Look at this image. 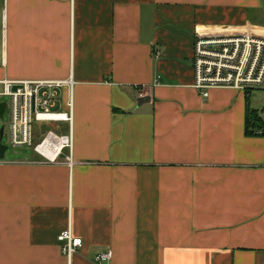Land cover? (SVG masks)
I'll list each match as a JSON object with an SVG mask.
<instances>
[{"label": "crops", "instance_id": "0c3cea01", "mask_svg": "<svg viewBox=\"0 0 264 264\" xmlns=\"http://www.w3.org/2000/svg\"><path fill=\"white\" fill-rule=\"evenodd\" d=\"M244 26L264 0H0V92L71 82L45 123L74 162L0 160V264H264V92L193 88L197 36Z\"/></svg>", "mask_w": 264, "mask_h": 264}, {"label": "built area", "instance_id": "2783aa9c", "mask_svg": "<svg viewBox=\"0 0 264 264\" xmlns=\"http://www.w3.org/2000/svg\"><path fill=\"white\" fill-rule=\"evenodd\" d=\"M159 56L160 52L156 51L155 57ZM193 66V88L203 99L209 98L210 91L214 89L249 93L264 87V28L244 26L228 28L220 34H199L194 43ZM3 84L0 97L9 99L4 112V115L9 112L10 117L9 145L33 148L47 163H58L63 152L69 150L66 163L72 166V135L55 130L37 131L38 122L69 119L71 122L69 114L52 111L56 101L51 93L53 88H63L71 82L4 80ZM37 139L39 143L34 144ZM58 242L62 253L69 259L83 244L81 238L73 236L70 228L58 236ZM111 259L112 252L107 251L99 254L96 262L108 263Z\"/></svg>", "mask_w": 264, "mask_h": 264}, {"label": "rangeland", "instance_id": "374dc122", "mask_svg": "<svg viewBox=\"0 0 264 264\" xmlns=\"http://www.w3.org/2000/svg\"><path fill=\"white\" fill-rule=\"evenodd\" d=\"M258 92H264V87L251 91V93H256V94ZM3 102L7 103L9 102V99L7 97H0V103H3ZM9 123H10L9 112H6L4 117L2 119L0 118V131L2 128H4V136H3V139L0 140V143H3L4 145L8 146V150L6 152L4 159L18 160V159H25V158L32 157L35 154L33 151V148H27V147L13 148L9 145V140H10ZM53 126L54 125L51 123H43L41 124V129L43 131H46L49 129H53ZM38 143H39V140L37 139L34 144H38Z\"/></svg>", "mask_w": 264, "mask_h": 264}, {"label": "trees", "instance_id": "16d2710c", "mask_svg": "<svg viewBox=\"0 0 264 264\" xmlns=\"http://www.w3.org/2000/svg\"><path fill=\"white\" fill-rule=\"evenodd\" d=\"M263 111L252 110L249 107L246 111L245 134L248 137L264 138V118Z\"/></svg>", "mask_w": 264, "mask_h": 264}, {"label": "water", "instance_id": "95a60500", "mask_svg": "<svg viewBox=\"0 0 264 264\" xmlns=\"http://www.w3.org/2000/svg\"><path fill=\"white\" fill-rule=\"evenodd\" d=\"M6 109V103H0V118H3L4 112ZM4 136V128L0 131V140L3 139ZM8 150V146L4 145L3 143H0V160H3L5 158L6 152Z\"/></svg>", "mask_w": 264, "mask_h": 264}]
</instances>
